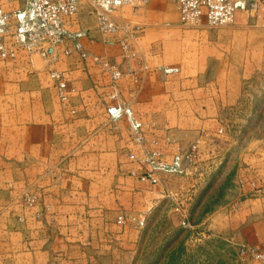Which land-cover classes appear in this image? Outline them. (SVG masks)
I'll return each mask as SVG.
<instances>
[{"label": "crops", "instance_id": "obj_1", "mask_svg": "<svg viewBox=\"0 0 264 264\" xmlns=\"http://www.w3.org/2000/svg\"><path fill=\"white\" fill-rule=\"evenodd\" d=\"M259 6L258 14L264 15V4ZM111 19L118 29L101 30L97 13L82 0L78 12L65 17V26L70 32H87L81 41L91 55L82 57L67 41L44 61L36 53L30 61L22 49L12 60L0 59V264H121L123 228L115 218L127 207L140 208L141 199L154 202L153 190H163L168 175L158 170L156 182H143V173L136 178L128 174L145 164L139 155L161 146L175 152L191 142L188 136H171L174 133L165 129L169 125H164L169 116L155 117L152 111L156 104H171L172 75L178 74L177 88L183 90L190 82L193 90L205 89L209 83L203 84L202 75H207L205 81L211 79L209 74L217 75L211 58L205 57L209 59L205 68L198 60L186 62L190 56L199 58L196 46L184 51L188 65L170 59L176 39L202 42L198 29L180 24L174 0H149L129 11L122 8ZM134 27L138 30L131 35ZM177 30L186 34H173ZM67 47L71 54L64 52ZM103 61L119 69L121 77L114 79ZM168 67L179 71L168 74ZM51 70L62 71L75 89L68 103L61 101ZM253 70L238 73L236 80L209 82L215 84L212 88L227 91V104L233 105ZM115 105L133 111L142 123V140L132 136L127 115L110 116L108 108ZM192 118L200 120L197 115ZM254 150L257 156L242 169L246 197L241 223L235 227L231 222V228L248 243L264 246V146ZM124 154H131L126 164ZM28 195L35 197L34 204H28Z\"/></svg>", "mask_w": 264, "mask_h": 264}, {"label": "rangeland", "instance_id": "obj_2", "mask_svg": "<svg viewBox=\"0 0 264 264\" xmlns=\"http://www.w3.org/2000/svg\"><path fill=\"white\" fill-rule=\"evenodd\" d=\"M0 3L12 11L22 8L25 0H0ZM14 6L18 7L12 9ZM131 7L137 6L124 5L114 14L120 13L122 8L129 11ZM259 7L253 11H239L234 25L195 28L202 41L198 45L193 39H176L178 43L169 55L171 61L180 59L190 65L193 60H198L205 68L209 61L205 57H208L212 66L217 64L218 73L216 76L209 74L211 79L206 81L207 75H202L203 84H209L201 90H193V82L186 83L184 90L177 88L179 76L172 75L171 104L169 107L154 106L152 112L155 117L169 116V122L164 125H169L165 129L174 133L171 136L175 139L188 136L191 142L175 152L173 147L164 149L158 146L159 149L139 155V161L149 168L139 163L140 166L132 169L135 173L131 170L128 174L136 178L139 173L152 171L149 157L156 151L153 157L159 162L169 165L179 162L178 169L166 171L168 175L163 180V190H157L160 187L153 190L154 202L141 199L138 201L140 208L127 207L115 218V223L123 228L121 264H264L252 254L242 253L244 245L263 252L264 246L248 243L238 231L232 233L231 228V222L235 227L241 223V209L245 207L242 169L257 156L254 149L264 146V59L261 57V51H264V15L258 14ZM132 30L134 34L136 27ZM172 32L186 34L180 30ZM208 45H211L210 51ZM188 46L197 47L199 58L190 56L186 63L183 59L186 58L184 51H189ZM26 54L32 61L33 55ZM38 56L39 61L47 60V57ZM252 68L255 73L245 78L246 87L233 105L227 104L230 101L227 91L216 90L212 88L215 84L209 82H224L231 77L236 80L238 73L243 71L245 74ZM165 71L172 74L179 69L168 67ZM46 78L43 75V80ZM178 99L187 102L177 103ZM193 115L200 120H193ZM130 157L131 154L123 155L125 164ZM164 159H169V162ZM158 170L154 173L157 174ZM125 171L129 172L128 169ZM109 176L112 175L107 173L106 177ZM249 206L258 208L253 204ZM120 215L125 216L122 223L118 222Z\"/></svg>", "mask_w": 264, "mask_h": 264}, {"label": "built area", "instance_id": "obj_3", "mask_svg": "<svg viewBox=\"0 0 264 264\" xmlns=\"http://www.w3.org/2000/svg\"><path fill=\"white\" fill-rule=\"evenodd\" d=\"M94 8L98 17L100 29L112 32L118 29L117 23L111 19V15L124 5L138 6L149 0H87ZM179 7L180 24L187 28H199L203 25L209 27H221L234 25L238 11L256 10L259 3L264 0H175ZM82 0H25L22 8L7 10L0 4V59L9 61L18 55L19 49L29 55L35 53L48 57L55 48L67 41L73 43V49L82 57L91 53L84 47L81 39L87 35L85 31L70 32L65 26V17L75 15ZM137 30V28H136ZM136 30H134L136 32ZM133 34V30L131 31ZM128 44H125L127 47ZM52 49V50H50ZM72 48H65L66 54L72 53ZM103 66L112 72L114 79L121 77L122 73L109 61H103ZM168 72V70H166ZM50 77L58 87V94L63 103H68L71 94L75 91L69 86L64 73L51 70ZM108 113L113 119L127 115L133 137L142 140V123L133 114V111L123 105L110 106ZM157 152L153 153V156ZM149 157L152 171L141 175L142 181L156 182L155 170H176L179 162L169 165L159 162L155 157ZM29 205L34 204L35 197H26ZM125 221V216L120 215L118 222ZM243 254H252L264 262V252L242 247Z\"/></svg>", "mask_w": 264, "mask_h": 264}, {"label": "water", "instance_id": "obj_4", "mask_svg": "<svg viewBox=\"0 0 264 264\" xmlns=\"http://www.w3.org/2000/svg\"><path fill=\"white\" fill-rule=\"evenodd\" d=\"M50 50H52V49H50Z\"/></svg>", "mask_w": 264, "mask_h": 264}]
</instances>
